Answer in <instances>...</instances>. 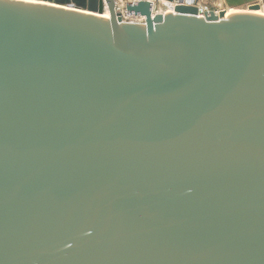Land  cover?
<instances>
[{
    "label": "water",
    "instance_id": "water-1",
    "mask_svg": "<svg viewBox=\"0 0 264 264\" xmlns=\"http://www.w3.org/2000/svg\"><path fill=\"white\" fill-rule=\"evenodd\" d=\"M150 7L0 0V264H264V15Z\"/></svg>",
    "mask_w": 264,
    "mask_h": 264
},
{
    "label": "rangeland",
    "instance_id": "rangeland-1",
    "mask_svg": "<svg viewBox=\"0 0 264 264\" xmlns=\"http://www.w3.org/2000/svg\"><path fill=\"white\" fill-rule=\"evenodd\" d=\"M132 0H120L122 3L131 2ZM198 5L206 8L208 11L214 12L215 14L226 11L228 14L235 12H247L248 7L252 5H258L260 10V15H264V0H197ZM164 5H169L168 3H164ZM167 10L163 5H156L155 12L157 14H162ZM172 12V9L168 10ZM167 12V13H169ZM132 17L131 15L128 18ZM133 20V19H132ZM142 20V19H137ZM138 22V21H136ZM133 22V23H136Z\"/></svg>",
    "mask_w": 264,
    "mask_h": 264
},
{
    "label": "built area",
    "instance_id": "built-area-1",
    "mask_svg": "<svg viewBox=\"0 0 264 264\" xmlns=\"http://www.w3.org/2000/svg\"><path fill=\"white\" fill-rule=\"evenodd\" d=\"M141 1L151 3V12L152 11L155 12L156 5H163L164 7L167 8V10L162 12L163 14L169 12L168 10H170V9L173 10L177 4L189 5V2H190L189 0H172V2H170L168 0H132L131 2H127V3H134V2H141ZM165 1L169 2L170 4L164 5L163 3ZM193 1H194L193 6L196 7L197 11H198V17H204V15L209 14L211 12V11H208L206 8L199 6L197 0H193ZM125 5H126V3H122V2H120V0H116V12L121 14L122 20L124 22H136V21L141 22L140 20H137V19L141 18L140 16L135 17V16L131 15L132 17L128 18L129 15L126 14ZM155 13H157V12H155ZM142 19L144 20V18H142ZM138 22H136V23H138Z\"/></svg>",
    "mask_w": 264,
    "mask_h": 264
},
{
    "label": "bare ground",
    "instance_id": "bare-ground-1",
    "mask_svg": "<svg viewBox=\"0 0 264 264\" xmlns=\"http://www.w3.org/2000/svg\"><path fill=\"white\" fill-rule=\"evenodd\" d=\"M190 2H189V5H187V6H193V4H194V1L193 0H189ZM164 3H168V4H170L169 2H167V1H165ZM163 3V4H164ZM151 8V7H150ZM173 11V10H172ZM226 12V11H225ZM248 12V11H247ZM170 13V12H169ZM172 13V12H171ZM209 13V12H208ZM252 13H257V14H259L260 15V10L258 11V12H252ZM152 16H154V15H157V13H155V12H153L152 11ZM216 15H218L217 13H216ZM227 15H229L227 12H226V14H225V16H227ZM108 13L107 12H105L104 13V15H102V18H105V19H108ZM143 17H141V18H139V19H142ZM141 22H138V23H143L144 22V20L142 19V20H140Z\"/></svg>",
    "mask_w": 264,
    "mask_h": 264
}]
</instances>
